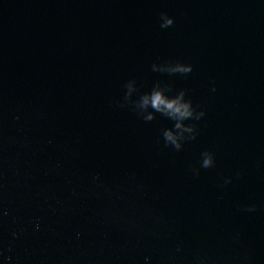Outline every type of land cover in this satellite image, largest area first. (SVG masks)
<instances>
[{
  "label": "water",
  "instance_id": "95a60500",
  "mask_svg": "<svg viewBox=\"0 0 264 264\" xmlns=\"http://www.w3.org/2000/svg\"><path fill=\"white\" fill-rule=\"evenodd\" d=\"M129 81L186 90L196 138ZM0 264H264V0H0Z\"/></svg>",
  "mask_w": 264,
  "mask_h": 264
},
{
  "label": "clouds",
  "instance_id": "9594fccd",
  "mask_svg": "<svg viewBox=\"0 0 264 264\" xmlns=\"http://www.w3.org/2000/svg\"><path fill=\"white\" fill-rule=\"evenodd\" d=\"M161 28H168L174 24V19L168 16L166 13L160 15ZM153 71H159L162 73H168L170 75H188L193 71V65L182 62H166L163 65H152ZM127 92L125 94V101L134 105V109L146 122H150L156 119V113L173 121L171 128H166L162 132V137L165 146H170L176 151H180L183 145L187 141L194 140L197 135V128L194 123H185L186 121H199L206 113L203 110L198 111L190 99H186V90H180L175 95H168L167 93L172 91L170 85L162 86L160 82H157L152 87L150 92L140 95L138 100L132 101L131 97L133 92L137 91L134 81H129L125 85ZM212 91L215 92L216 88L213 87ZM121 106H124L123 104ZM151 109V111H149ZM215 166V156L211 151H204L201 153V159L199 167L193 166L191 171L195 176H199L201 169H209ZM239 175V173H237ZM99 177H93V180H98ZM232 182L231 177H226L223 180V184L227 185ZM256 210L254 205H250L246 208L248 212H254ZM3 215H8L7 211H3ZM40 224L37 221L35 228L39 230ZM79 235V234H77ZM17 233H13V237H16ZM10 259V257H9ZM146 260L148 258H145Z\"/></svg>",
  "mask_w": 264,
  "mask_h": 264
}]
</instances>
